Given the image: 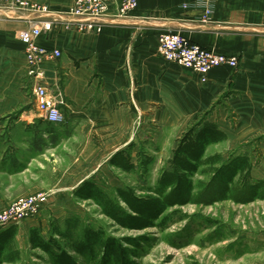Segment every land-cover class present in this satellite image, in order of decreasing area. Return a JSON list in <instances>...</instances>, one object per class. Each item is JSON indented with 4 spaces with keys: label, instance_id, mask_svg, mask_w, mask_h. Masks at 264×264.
<instances>
[{
    "label": "crops",
    "instance_id": "obj_1",
    "mask_svg": "<svg viewBox=\"0 0 264 264\" xmlns=\"http://www.w3.org/2000/svg\"><path fill=\"white\" fill-rule=\"evenodd\" d=\"M28 1L48 6L45 18L53 24L37 43L61 55L44 58L38 77L30 75L18 32L37 16L0 8V172L26 169L54 140L79 135L80 148L70 167L36 169L40 182L13 196L74 190L152 129L181 134L199 120L225 133L222 156L246 153L253 179H264V0H211L205 20L202 0H137L122 18L113 5L94 32L78 31L81 18L66 14L72 0ZM165 30L236 56L238 64L212 68L201 82L199 74L160 57L157 37ZM39 80L62 94L63 122L40 118L32 93ZM70 176L82 178L69 183ZM6 197L0 192V204Z\"/></svg>",
    "mask_w": 264,
    "mask_h": 264
},
{
    "label": "rangeland",
    "instance_id": "obj_2",
    "mask_svg": "<svg viewBox=\"0 0 264 264\" xmlns=\"http://www.w3.org/2000/svg\"><path fill=\"white\" fill-rule=\"evenodd\" d=\"M152 131L139 146L130 148L131 159L136 165L134 170L126 173L112 165L88 179H94L109 194L113 193L116 186L131 185L138 189L152 187L160 170L168 166L177 140L185 132L179 134L178 129L165 128ZM66 132L67 136L73 135L72 129ZM69 137L62 142L54 140L51 149L40 157L41 160L31 161L26 169L15 173L0 172V192L9 196L6 197V203L0 204V210L19 197L45 192L41 190L13 196L27 185L40 182L36 169H45L47 165L70 167L75 162L73 158L80 148V137ZM223 151V146L218 142L212 144L207 153L221 154ZM78 178L82 177L70 176L69 183ZM199 178L206 179V176L199 172L194 179ZM72 192H45L49 198L39 213L17 223V246L22 251L20 259L2 264H52L45 252L27 248L28 229L36 227L47 238L57 226L61 230L72 231L73 225L69 227L71 220L78 223L76 230L89 225L101 227L107 235L121 238L123 243L126 238H136L141 245L137 249V256L132 258L136 264H264L263 199L243 204L229 199L213 205L174 206L165 213L169 220L164 230L146 228L138 231L121 227L101 214L100 206L91 200L79 201ZM58 238L62 243L65 242V239ZM77 261L79 264H96L88 256H77Z\"/></svg>",
    "mask_w": 264,
    "mask_h": 264
},
{
    "label": "trees",
    "instance_id": "obj_3",
    "mask_svg": "<svg viewBox=\"0 0 264 264\" xmlns=\"http://www.w3.org/2000/svg\"><path fill=\"white\" fill-rule=\"evenodd\" d=\"M225 139V133L215 123L199 120L177 140L168 166L160 170L152 187L116 186L109 194L94 179L87 178L74 188L72 195L79 201L91 200L111 221L138 231L164 230L169 220L165 213L174 206L213 205L229 199L237 204L264 200V179H253L249 155L230 153L225 158L217 152L207 153L212 144ZM132 146L113 153L109 164L126 173L134 170ZM199 172L206 179L195 180ZM69 224V227L73 225L72 231L57 226L47 238L38 228L29 227L27 248L45 252L52 264H79L77 256H88L96 264H136L132 258L141 248L136 238H126L123 243L121 238L107 235L101 227L86 225L76 230L75 220ZM17 232L16 223L0 228V264L20 259L22 251L17 246Z\"/></svg>",
    "mask_w": 264,
    "mask_h": 264
},
{
    "label": "built area",
    "instance_id": "obj_4",
    "mask_svg": "<svg viewBox=\"0 0 264 264\" xmlns=\"http://www.w3.org/2000/svg\"><path fill=\"white\" fill-rule=\"evenodd\" d=\"M202 2L205 12L203 19L205 20L211 13L212 4L211 0H202ZM113 5H115V15L122 18L136 8L137 0H120L117 4L113 0H72L66 14L81 18L76 26L78 31H100L101 25L98 19L106 18ZM0 8L36 14L37 19L31 20L27 27L18 32V39L24 47L28 73L38 77L39 65L44 58L51 59L61 55L59 49H48L37 43L38 37L50 31L53 24L51 20L45 18L49 13L48 6L28 0H0ZM157 43L160 57L199 74L201 82L207 80V74L212 68L224 64L235 68L238 64L236 56L208 50L197 43L190 42L181 33L175 31L160 32ZM32 90L40 118L49 123L63 122L64 117L60 108L63 105L62 94L60 92L51 93L42 80H39ZM48 198L49 194L45 192L17 198L0 210V228L36 216Z\"/></svg>",
    "mask_w": 264,
    "mask_h": 264
}]
</instances>
